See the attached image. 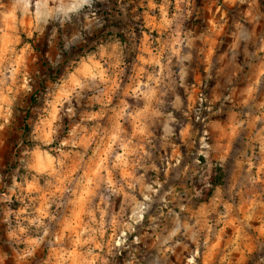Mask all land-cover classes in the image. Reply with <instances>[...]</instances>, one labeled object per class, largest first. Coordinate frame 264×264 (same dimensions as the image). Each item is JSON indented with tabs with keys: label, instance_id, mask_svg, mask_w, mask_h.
<instances>
[{
	"label": "rangeland",
	"instance_id": "obj_1",
	"mask_svg": "<svg viewBox=\"0 0 264 264\" xmlns=\"http://www.w3.org/2000/svg\"><path fill=\"white\" fill-rule=\"evenodd\" d=\"M259 1L0 0V264H264Z\"/></svg>",
	"mask_w": 264,
	"mask_h": 264
},
{
	"label": "trees",
	"instance_id": "obj_2",
	"mask_svg": "<svg viewBox=\"0 0 264 264\" xmlns=\"http://www.w3.org/2000/svg\"><path fill=\"white\" fill-rule=\"evenodd\" d=\"M259 2L261 3V5H263V2L261 0ZM201 160L204 161L203 158H201ZM212 174L213 175H212L211 180H210L211 188L206 193L207 197L212 196L215 188L218 186H221L223 184L224 178H225L224 171H223L222 167H220L219 165H215V167L213 168Z\"/></svg>",
	"mask_w": 264,
	"mask_h": 264
}]
</instances>
